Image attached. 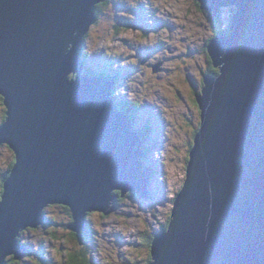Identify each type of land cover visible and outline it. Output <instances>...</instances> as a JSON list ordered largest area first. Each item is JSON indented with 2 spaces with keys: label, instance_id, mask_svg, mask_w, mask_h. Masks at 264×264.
I'll return each mask as SVG.
<instances>
[{
  "label": "water",
  "instance_id": "obj_1",
  "mask_svg": "<svg viewBox=\"0 0 264 264\" xmlns=\"http://www.w3.org/2000/svg\"><path fill=\"white\" fill-rule=\"evenodd\" d=\"M104 1L0 0V145L15 160L0 197V264L26 255L18 237L49 206L68 208L79 233L89 213L114 212L115 192L147 198L142 139L113 107V81L82 76L79 48ZM197 1L233 17L206 46L218 73L194 95L200 126L149 264H264V0Z\"/></svg>",
  "mask_w": 264,
  "mask_h": 264
},
{
  "label": "rangeland",
  "instance_id": "obj_2",
  "mask_svg": "<svg viewBox=\"0 0 264 264\" xmlns=\"http://www.w3.org/2000/svg\"><path fill=\"white\" fill-rule=\"evenodd\" d=\"M110 2V15L101 13L99 23L91 26L82 48L90 56L91 68L102 63L111 69L103 58L104 50L117 52L120 59L128 60L123 68L115 66V74L129 76L115 92V101L124 102L131 110V101L139 104L135 109V130L142 129L144 121L150 125L147 144L143 141L147 151L143 162L145 167L153 168L148 183L153 192H149L146 200L136 195L119 197L114 203L115 211L106 217L90 213L87 217L90 232L82 245L95 264H146L150 247L144 239L158 233L167 222L172 202L185 180L190 152L187 141L193 131L190 125L200 122L194 95L201 91L203 76H214L210 74L214 68L210 69L204 48L215 32L218 18L202 9L197 0ZM146 4H152L154 11L144 8ZM232 11L223 9L220 22L231 20ZM147 31L150 42L144 38ZM144 52L147 54L140 59ZM4 110L0 96V118ZM150 141L153 148L149 147ZM173 148L178 149L177 154ZM12 160L11 150L6 144L0 145V197L1 176ZM45 213L55 224L21 233L19 242L30 252L20 264H40L37 254L44 256L45 264L63 263L66 252L77 246L66 229L67 224L57 225L66 221L62 209L51 207ZM47 229L55 233L54 238Z\"/></svg>",
  "mask_w": 264,
  "mask_h": 264
},
{
  "label": "trees",
  "instance_id": "obj_3",
  "mask_svg": "<svg viewBox=\"0 0 264 264\" xmlns=\"http://www.w3.org/2000/svg\"><path fill=\"white\" fill-rule=\"evenodd\" d=\"M110 1L111 0H105L104 2H101V3H99L98 5L95 6V12H94L95 13V17H96V22L95 23H99L101 13L106 14V15H110V10H111V5H112V3ZM215 18H218V19L215 20V26H214L215 27V32H214L213 36L207 41V43L212 38H214L217 35L220 36V35H226V34L229 33V21L225 20L224 22H220L221 15L220 16H216ZM88 37H89V35L87 33L84 36L83 41L85 39H87ZM206 46L207 45H205L204 52L208 56V59L210 60V57H209V55L207 53ZM79 53L83 54V56H82L83 57V63H84L83 74L88 75L89 77H94L95 75H99V76H102L104 78H110V79H113V80L116 79V81L117 80H121L122 82H125L126 80H128L129 76L121 77V76L118 75V73L115 74V71H113L112 66H111V69H109V67H107L105 64L100 63L99 65H97L96 70L90 68L89 63H88V58H90V56L88 54H86L82 50V48L79 50ZM209 63H210V69H213L214 67L211 64V61H209ZM214 69H213L214 72L210 73L211 75H214V76H210V77H215L217 75V73H218L217 71L218 70L215 69L216 70L215 71ZM202 84H203V82H202ZM131 104H132V106L131 105L130 106L133 108L132 110L130 108H128V106L124 102H117V103L113 104V106H114V108L116 110L121 111L122 113H124L125 115L129 116L134 121L137 118L136 114H135V109H137L136 106H139V104L136 103L135 101H131ZM127 108H128V110H127ZM0 119H1V121H0V125H1L4 122V120H5V111L2 114V117ZM190 126L193 129V131H192L191 137L188 138L187 142L190 141L189 143H190V149H191L194 135L196 134L197 129L199 128L200 124L199 123H197L195 125L191 124ZM135 129H136L135 126H133V130H135ZM140 131L141 132H139V135H140L141 139L145 141V144H147L146 140L149 137V133L151 132V129L148 126L147 127L145 126V129H140ZM173 151L176 154L178 153V149H176V148H173ZM146 154H147V151H145V156H146ZM14 162H15V160H14V155H13L12 163L8 167V170L1 176V187L3 186L4 181L7 179L8 175H9V172H10ZM165 163H163V164H165ZM117 200H118V198L116 199V202H118ZM51 207H55V209H58V208L62 209V211L65 214V218H66L67 222L65 221V224L63 222L57 223V225H61V224L62 225H66L67 224L66 225V229H67V226L70 225L71 223H73L72 214L69 211V209L66 208V207H63V206H51ZM51 207H48V208H51ZM44 216L46 217V224L41 226L42 228H46V227L48 228V225L55 224V223H53V220L46 215V213L44 214ZM168 221L161 227V230H160L161 232L167 230L168 224H169ZM49 230L50 229H47L45 231H47L49 236L51 235L54 238L55 233L51 232ZM26 231H31V230L27 229ZM26 231H24V232H26ZM89 232H90L89 223H88V221H86V225H85V227L82 229V231L80 233H71L70 234L71 239L77 244V246L75 248H73V251L66 252V261L64 259L63 263H58V264H95V262H93L90 259V256L88 255V250L85 247H83V245H82L83 241L86 240V237L89 234ZM152 236L153 235H148V237L144 239V240H147V244H149L148 245L149 247L151 245V240L153 238ZM18 240H19V237H18ZM21 245L24 246L27 250H29V248L25 244L21 243ZM37 260L39 261L40 264H45V258H44V256L42 254H37ZM149 262H150V256H149L146 264H149ZM12 263L13 264H20L19 261L15 262L13 259L7 260V262L5 264H12Z\"/></svg>",
  "mask_w": 264,
  "mask_h": 264
},
{
  "label": "clouds",
  "instance_id": "obj_4",
  "mask_svg": "<svg viewBox=\"0 0 264 264\" xmlns=\"http://www.w3.org/2000/svg\"><path fill=\"white\" fill-rule=\"evenodd\" d=\"M221 14H223V12L222 13H220V14H218L217 16H220ZM216 17V16H215ZM230 19H231V15H230ZM228 21V20H227ZM229 25H230V20H229ZM117 27H119V26H117ZM217 36H219V35H217ZM144 37H146V35L144 36ZM216 37V36H215ZM84 42V41H83ZM209 43V42H208ZM207 43V44H208ZM206 44V45H207ZM82 48V46H80V48H79V50ZM83 50V49H82ZM84 51V50H83ZM79 55H80V59H81V62H82V64H83V70H84V63H83V54H81V53H79ZM91 68V67H90ZM96 68H97V65L95 64V66L92 68V69H95L96 70ZM82 75L84 76V77H88V78H93V77H89L88 75H85V74H83V71H82ZM104 78V77H103ZM202 89V88H201ZM200 94V93H199ZM112 98H113V96H112ZM113 102H115V103H117L115 100H113ZM118 102H120V101H118ZM151 124V123H150ZM133 126H134V121H133ZM133 126H132V129H133ZM145 126L147 127L148 125L146 124V121H144V123H143V125H142V129H145ZM149 127H150V125H149ZM198 130V129H197ZM134 131V130H133ZM138 134H139V132H141L140 130H138V131H136ZM195 136V135H194ZM144 140H142V142H143ZM193 142V141H192ZM145 153V152H144ZM144 158V157H143ZM143 158H142V161H143ZM185 172H186V168H185ZM182 188V187H181ZM180 191V190H179ZM147 199V198H146ZM169 221H170V215H169V219H168ZM167 220V221H168ZM86 221H87V217H86ZM168 221V222H169Z\"/></svg>",
  "mask_w": 264,
  "mask_h": 264
},
{
  "label": "flooded vegetation",
  "instance_id": "obj_5",
  "mask_svg": "<svg viewBox=\"0 0 264 264\" xmlns=\"http://www.w3.org/2000/svg\"><path fill=\"white\" fill-rule=\"evenodd\" d=\"M115 27H117V26H115ZM146 38H147V41L148 42H150L151 41V38H150V36H146ZM145 38V39H146ZM144 39V38H143ZM154 42L156 43V45H157V47H160V45H159V42L157 41V40H154ZM133 47H131L130 49H132ZM151 53H155L154 51H151ZM147 53H143V55L140 57V59H142L143 57H145V55H146ZM149 67H151V66H149Z\"/></svg>",
  "mask_w": 264,
  "mask_h": 264
},
{
  "label": "bare ground",
  "instance_id": "obj_6",
  "mask_svg": "<svg viewBox=\"0 0 264 264\" xmlns=\"http://www.w3.org/2000/svg\"><path fill=\"white\" fill-rule=\"evenodd\" d=\"M232 17H233V14H232ZM232 17H231V19H232ZM102 77V76H101ZM129 99V98H128ZM132 112V111H131ZM55 206H57V205H55Z\"/></svg>",
  "mask_w": 264,
  "mask_h": 264
}]
</instances>
